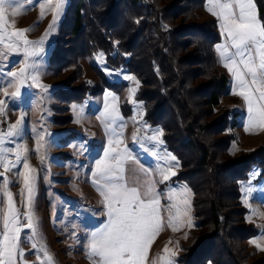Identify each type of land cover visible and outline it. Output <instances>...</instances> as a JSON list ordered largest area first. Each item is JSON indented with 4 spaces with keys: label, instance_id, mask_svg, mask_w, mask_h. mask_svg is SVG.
I'll return each mask as SVG.
<instances>
[{
    "label": "trees",
    "instance_id": "obj_1",
    "mask_svg": "<svg viewBox=\"0 0 264 264\" xmlns=\"http://www.w3.org/2000/svg\"><path fill=\"white\" fill-rule=\"evenodd\" d=\"M255 1L264 20V0ZM205 2L69 0L50 57L54 73L68 72L55 94L64 104L59 108L67 111L83 101L92 87L81 59L99 51L110 68L135 76L140 82L135 98L144 104L145 119L162 127L168 149L180 162L176 181L194 193L199 231L183 246L179 264H264L247 246L257 230L247 224L248 210L241 202V183L255 165L264 177V146L228 155L235 140L229 130L236 123L229 111L215 117L228 78L215 52L221 39L218 22L200 14ZM57 122H71V116Z\"/></svg>",
    "mask_w": 264,
    "mask_h": 264
},
{
    "label": "rangeland",
    "instance_id": "obj_2",
    "mask_svg": "<svg viewBox=\"0 0 264 264\" xmlns=\"http://www.w3.org/2000/svg\"><path fill=\"white\" fill-rule=\"evenodd\" d=\"M39 0H33L32 4L24 3V8L29 9L26 14L8 17L10 22L15 23L16 29H30L27 38L30 41H39L52 21V15H46L42 20L40 17ZM256 3V1H255ZM69 0H65L63 12L60 15L54 31L47 37L43 52L36 57L39 63V87L28 81L21 87V95L13 98L11 93L15 90L9 88V96L5 97L0 91V100L5 101L4 115H0V133H6L9 125L16 124L23 114V120L19 126V135L5 137L3 147L8 149V160L15 163V152L19 145L27 147V162L31 168L36 169L34 198L32 211L38 219L39 236L29 240L31 230L26 226L22 227L20 233L21 248L23 249V261L27 264H42L46 258L39 250L41 245L46 246L48 252L52 255L55 264H93L88 257L87 244L91 233L99 230L108 221L107 209L103 202V197L97 191V186L93 183V173L96 170V164L104 158V153L108 149L109 136L101 123L102 113L107 103L109 109L115 107L123 117L125 125L123 130V144L121 149L127 148L135 160H129L126 163V177L130 186L134 179H138L140 184L147 177L143 170L152 174V179L156 181V191L161 193V215L164 218L165 228L158 234L150 246L147 264H164L158 261L159 255H164L163 249L167 246L175 252L171 257L174 264H179V258L183 254V246L190 243L194 233L199 231L198 221L194 216L193 199L194 193L187 183L176 181L177 175L181 172V166L174 168L175 175H170L166 181H162L158 166L166 167L162 159L153 156L152 151H156L158 156H164L170 153L177 156L168 149L163 136L160 137L162 143H157L149 139L156 130H163L160 126H153L145 119L144 104L138 102L135 95L140 87L133 80L124 79L125 76H133L128 71L110 68L106 61L105 53L99 51L94 56L84 57L81 64L85 69V79L91 85V92L81 102L72 103L70 110L59 108L63 106V101L56 96L57 89L63 85L67 73L56 74L50 68V57L56 45V39L59 34L60 24L65 16ZM257 5V3H256ZM258 9V6H257ZM11 11V10H9ZM259 12V9H258ZM204 18L213 17L205 7L201 11ZM259 18L260 14H259ZM216 19V18H215ZM217 20V19H216ZM262 20V19H261ZM38 27H37V23ZM218 22V21H217ZM221 39L215 45V52L218 60V67L228 78V87L222 104L218 108L215 117L217 118L223 112L229 111L232 122L236 123L230 133L235 137L232 142L228 155L238 157L250 154L257 148L264 146V129L253 128L246 131L248 110L247 104L242 97L232 95L233 78L228 70L222 66L219 54L216 51L217 45L225 42V38L219 28ZM103 54L101 57L99 54ZM24 56L22 53H8L3 59H0V89H3L12 78L6 75L9 71H19L23 64ZM135 77V76H133ZM135 80L138 81L135 77ZM108 84H122L118 89H110ZM31 85V86H29ZM103 91L96 94L99 88ZM136 88L131 95V89ZM117 97L113 102L111 97ZM83 109L82 112L74 111L73 108ZM62 109V111L57 109ZM71 116V122L58 123L57 119L64 116ZM77 119L79 122L77 123ZM8 122V125H6ZM43 135V139L40 137ZM135 135V139H133ZM42 145L40 152H36L37 142ZM41 155L44 156L43 163ZM179 161V160H178ZM23 163V161H21ZM23 173L19 167H11V170L4 172L0 167V198L3 197V181H8V188L12 192L15 204L19 212L21 225H26L24 214L28 208L22 205L20 195L23 189V177L17 173ZM255 173V175H253ZM262 169L254 166L248 174V177L241 183V202L248 210L246 215L247 224L252 225L256 234L248 239L247 246L251 255L256 260H264V251H260L251 243L253 239H258L264 232V216L253 215V210L264 214V177ZM190 189L191 205V227L185 222L179 227L178 231H172L167 227L168 212L165 210L171 203L166 198L169 189H175L180 192L182 188ZM251 188V192L248 189ZM141 192L143 188L141 187ZM247 201V202H246ZM250 217V219H249ZM42 237V239H41ZM187 237V238H185ZM171 241L172 243H169ZM178 242V243H177ZM36 243L37 248L32 244ZM264 244V241L261 242ZM18 255V264H23Z\"/></svg>",
    "mask_w": 264,
    "mask_h": 264
},
{
    "label": "snow or ice",
    "instance_id": "obj_3",
    "mask_svg": "<svg viewBox=\"0 0 264 264\" xmlns=\"http://www.w3.org/2000/svg\"><path fill=\"white\" fill-rule=\"evenodd\" d=\"M24 3L32 4L33 0H0V59L5 58L10 52L22 53L24 56V66L18 72L9 71L6 74L12 78V81L0 89L5 97L9 96V88L15 89L11 93L13 98L19 97L21 87L28 81L44 87L38 84L40 65L35 58L43 52L47 37L54 31L63 12L65 0H39L41 20L48 14L52 15L48 30L39 41H30L27 38L30 29H16L15 23L8 19L9 15L15 17L26 14L29 9L24 8ZM206 11L217 19L218 27L225 38L223 44L217 45L216 51L222 66L233 78L231 94L242 97L247 104L246 131L253 128L264 129V20L259 18L255 0H206ZM38 24L39 22L37 27ZM99 55L103 56L102 53ZM124 79L133 80L139 86V81H136L133 76H125ZM44 91H47L46 87ZM135 91V87L131 89L130 98ZM111 99L113 102L118 100L114 96ZM4 106L5 101L0 100V115L5 114ZM73 110L83 111L82 108L76 109L75 106ZM23 118L22 114L16 124L9 125L6 133H0V167L4 169V172L10 171L11 167L23 169V173L18 172L17 175L23 177V189L20 193L22 205L29 209L24 214L27 223L21 225V213L16 207L13 194L5 178L2 192L3 197H6V203L0 198V264H18V255L23 261L24 252L20 239L22 227L26 226L31 230L29 240L39 236L38 219L32 211L35 189V177L32 174L36 169L31 168L27 162L25 145L17 147L14 164L8 160L9 150L3 147L6 136L19 135V126ZM99 119L104 124L109 140L104 158L96 164L93 183L103 197L108 221L102 228L91 233L87 244L88 257L93 264H147L150 246L165 228L164 218L161 215L162 194L156 191V181L152 179V174L147 170H143L147 179L142 185L138 179H134L130 186L125 175L126 163L135 158L126 147L123 149L120 147L123 144L122 136L125 125L117 123L123 120L118 109L115 107L109 109L106 103L105 110ZM76 122L78 123L79 119ZM162 136L163 130H156L149 139L162 143L159 139ZM40 139H43V135ZM41 147L38 141L37 153L40 152ZM151 154L157 159H162L167 165L166 167L158 166L162 181L168 180L170 175H175L173 169L179 167V161L175 156L170 153L158 156L156 151H152ZM40 158L43 163L44 156L41 155ZM0 176H3V173H0ZM141 187L143 192H141ZM248 191L251 192V188ZM190 195V189L186 187L180 192L169 189L166 194V198L171 201L165 209L168 212L167 227L172 231H178L185 222L189 227L192 226L189 215L191 212ZM252 214L264 216L256 210H253ZM262 241H264V232L251 243L258 250L264 251ZM169 243L172 242L169 241ZM32 247L37 248V244L33 243ZM39 250L46 258V262L42 264H55L46 246L41 245ZM163 252L164 255L158 256V261H163L164 264H174L171 257L175 255V252L167 246ZM23 264L27 262L23 261ZM153 264H157V261Z\"/></svg>",
    "mask_w": 264,
    "mask_h": 264
},
{
    "label": "bare ground",
    "instance_id": "obj_4",
    "mask_svg": "<svg viewBox=\"0 0 264 264\" xmlns=\"http://www.w3.org/2000/svg\"><path fill=\"white\" fill-rule=\"evenodd\" d=\"M7 124H8V122H7Z\"/></svg>",
    "mask_w": 264,
    "mask_h": 264
},
{
    "label": "built area",
    "instance_id": "obj_5",
    "mask_svg": "<svg viewBox=\"0 0 264 264\" xmlns=\"http://www.w3.org/2000/svg\"><path fill=\"white\" fill-rule=\"evenodd\" d=\"M6 125H8V124H6Z\"/></svg>",
    "mask_w": 264,
    "mask_h": 264
},
{
    "label": "crops",
    "instance_id": "obj_6",
    "mask_svg": "<svg viewBox=\"0 0 264 264\" xmlns=\"http://www.w3.org/2000/svg\"><path fill=\"white\" fill-rule=\"evenodd\" d=\"M208 17V16H207Z\"/></svg>",
    "mask_w": 264,
    "mask_h": 264
}]
</instances>
